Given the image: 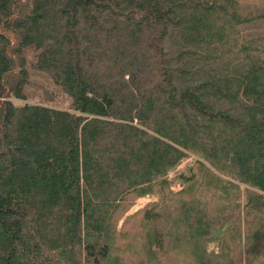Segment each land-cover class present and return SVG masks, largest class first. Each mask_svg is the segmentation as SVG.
<instances>
[{
	"label": "trees",
	"instance_id": "16d2710c",
	"mask_svg": "<svg viewBox=\"0 0 264 264\" xmlns=\"http://www.w3.org/2000/svg\"><path fill=\"white\" fill-rule=\"evenodd\" d=\"M0 264H264V2L0 0Z\"/></svg>",
	"mask_w": 264,
	"mask_h": 264
},
{
	"label": "rangeland",
	"instance_id": "374dc122",
	"mask_svg": "<svg viewBox=\"0 0 264 264\" xmlns=\"http://www.w3.org/2000/svg\"><path fill=\"white\" fill-rule=\"evenodd\" d=\"M241 1L244 2V3H255V2L256 3H263L264 2V0H241ZM125 67H126V65L121 63V62H113V63L109 64L105 68V71H121V72H125ZM57 102H58L59 106L64 107L66 104H68L70 102V100L66 99L65 97L60 96L58 98ZM191 160L192 159H188V160L182 162L180 167H179V170H177V172L178 171H184L185 169H187V166L191 162ZM170 177L173 178L174 175L172 173H170ZM175 184H180V185L182 184V188L184 186L180 179H179V181L176 180ZM181 189L175 188V190H173V191H178V190H181ZM154 198L156 199L155 196H146V197L139 198L136 201L135 205L131 208L130 212H134L135 210L143 207L149 201L155 200Z\"/></svg>",
	"mask_w": 264,
	"mask_h": 264
},
{
	"label": "built area",
	"instance_id": "2783aa9c",
	"mask_svg": "<svg viewBox=\"0 0 264 264\" xmlns=\"http://www.w3.org/2000/svg\"><path fill=\"white\" fill-rule=\"evenodd\" d=\"M180 165L178 167H176L175 169H173V170L170 171V173H172L174 175L173 178L170 177V173H169V176H168L169 179L172 182V190H175V188H178V189H181L182 188V184L181 185L180 184H175L176 183V180H178L177 176L179 175L180 172H182V171H178L177 172V170H179Z\"/></svg>",
	"mask_w": 264,
	"mask_h": 264
},
{
	"label": "crops",
	"instance_id": "0c3cea01",
	"mask_svg": "<svg viewBox=\"0 0 264 264\" xmlns=\"http://www.w3.org/2000/svg\"><path fill=\"white\" fill-rule=\"evenodd\" d=\"M155 199V198H154Z\"/></svg>",
	"mask_w": 264,
	"mask_h": 264
}]
</instances>
